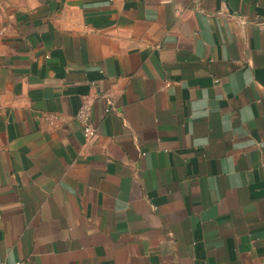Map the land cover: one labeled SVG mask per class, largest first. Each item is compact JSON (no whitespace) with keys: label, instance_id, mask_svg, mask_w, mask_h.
Listing matches in <instances>:
<instances>
[{"label":"crops","instance_id":"0c3cea01","mask_svg":"<svg viewBox=\"0 0 264 264\" xmlns=\"http://www.w3.org/2000/svg\"><path fill=\"white\" fill-rule=\"evenodd\" d=\"M0 261L264 264V0H0Z\"/></svg>","mask_w":264,"mask_h":264},{"label":"built area","instance_id":"2783aa9c","mask_svg":"<svg viewBox=\"0 0 264 264\" xmlns=\"http://www.w3.org/2000/svg\"><path fill=\"white\" fill-rule=\"evenodd\" d=\"M110 107H106L104 111L106 113L111 112ZM44 120H46L49 124L57 125L60 121H62V117L54 112H43L42 115ZM74 118L80 123L81 133L85 140H90L94 138L98 133V128L93 121L92 112H91V104L88 99H85L76 113L74 114ZM0 264H10L7 261H0ZM14 264H21L20 261H17Z\"/></svg>","mask_w":264,"mask_h":264}]
</instances>
